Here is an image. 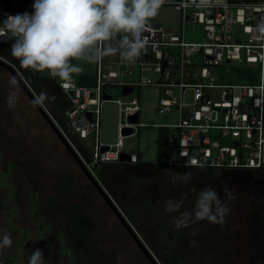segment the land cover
Instances as JSON below:
<instances>
[{"label": "rangeland", "instance_id": "rangeland-1", "mask_svg": "<svg viewBox=\"0 0 264 264\" xmlns=\"http://www.w3.org/2000/svg\"><path fill=\"white\" fill-rule=\"evenodd\" d=\"M148 23H160L173 33H179V10L172 4H163L158 14ZM181 34L186 42L203 40L198 25L186 23ZM235 34L240 35L238 29ZM118 56L105 58L116 59ZM76 64L83 70L72 74L75 78L95 74V63L80 60ZM13 68L23 75L22 69ZM132 70L131 74L124 76V80H137V67L132 66ZM261 72L264 80V65L262 71H259L257 63L236 60L215 68L217 82L229 84H256ZM40 73L42 76L45 74ZM23 78L28 85L24 75ZM11 79V74L0 67V233L7 232L12 237V246L0 250V264H28L29 256L35 249L43 250L47 264H90L67 240L66 219L71 204L77 205L79 214L87 224L86 230L95 249L96 264H149L17 82L10 85ZM28 88L35 97L42 93L35 94L30 86ZM10 91H14L17 97L15 106L11 108L7 103ZM104 91L109 93L110 100L102 101L99 105V141L111 146L117 142V123L124 118L118 114L115 99L126 101L134 97L138 99L137 122L140 125L133 134L121 139L120 150L125 154H135L138 163H166L168 152L174 153L175 149L173 146H165L162 141L168 134V125L176 123L178 119L174 109L158 111V97L162 87L133 86L131 92L121 95L119 87L107 85ZM208 91H211L212 99H215L216 89ZM172 92L176 94L177 87H173ZM190 96L191 91L185 89L183 100L189 101ZM243 103L252 106L255 99L244 98ZM40 105L56 124L50 98L47 96ZM56 126L75 151L74 145L77 142L66 125L65 130ZM94 136L95 132L91 131L82 139V142L90 143L88 149H91ZM216 141L220 145L231 143L228 136H220ZM210 151L214 153L216 148L211 147ZM219 172L206 175L193 172L191 175L193 187L200 185L198 190L201 191L214 188L220 200L230 209L223 225L200 221V231L206 234L208 240H212L214 251L222 255L221 264H264V233L257 236L251 226L252 215L264 207V191L259 190L261 182L258 180L248 184L244 183L247 179L239 181L236 176L229 178ZM93 175L97 178L95 172ZM175 179L183 180V176H167L162 171L133 174L126 168L119 175L109 173V182L117 190L119 202L127 206H134L139 197L143 196V190L150 186H154L151 188L153 192L164 195L172 193ZM193 187L191 185L188 188L191 190ZM225 188L236 197L235 200L226 198ZM110 198L119 208L115 200ZM196 199L189 200L185 211L194 218L192 207ZM157 202L160 203L159 199ZM131 226L152 253L149 243L143 240L133 224ZM148 226L149 222L141 225L146 234Z\"/></svg>", "mask_w": 264, "mask_h": 264}, {"label": "built area", "instance_id": "built-area-1", "mask_svg": "<svg viewBox=\"0 0 264 264\" xmlns=\"http://www.w3.org/2000/svg\"><path fill=\"white\" fill-rule=\"evenodd\" d=\"M33 4L34 0H0V24L9 15L32 14ZM163 4H172L179 10L180 32L173 33L160 23H148L142 34L145 48L136 62H121L119 56L116 59L104 58L95 63V76L90 84H81L74 76L70 80H61L47 71L42 76L40 72L25 67L22 69L30 78L51 77L56 81L61 97L67 103L62 119L76 142L90 156L91 161L84 162L75 150L89 170L94 163L137 162L135 154H127V161L119 160L121 139L133 134L140 125L137 122V98L126 101L115 99L118 114L124 118L117 123V142L111 146L98 139L99 105L110 100L109 93L104 91L107 85L119 87L120 93L123 86H129L131 90L133 86L142 85L162 87L158 111L174 109L178 119L168 125V134L162 141L165 146L175 149L174 153L168 152L166 164L237 173L264 169L263 156L259 155L264 147L262 72L256 84L217 82L215 73L216 67L232 60L257 63L259 71H262L264 32L258 30V25L264 22V0H164ZM186 23L200 27L202 41L183 40L181 30ZM236 29L240 35L235 34ZM9 39L14 40L10 33L0 35V44ZM0 59L8 63L1 56ZM132 66H136L138 71L135 82L123 79L133 72ZM15 71L23 81V75ZM173 87L178 89L176 94L172 92ZM185 89L191 91L187 102L183 100ZM214 89L216 95L212 99L208 90ZM103 95L109 96L108 99H104ZM244 98H254L255 103L248 106L243 103ZM86 112L90 114L89 119ZM133 114H136V120L130 121L128 117ZM123 128H129V133L122 134ZM91 131L95 132V136L91 149H88L90 143H84L82 139ZM210 136L215 140H211ZM220 136H228L230 145H220L216 141ZM102 146L106 149L101 150ZM211 147L216 148L214 153H211Z\"/></svg>", "mask_w": 264, "mask_h": 264}, {"label": "clouds", "instance_id": "clouds-1", "mask_svg": "<svg viewBox=\"0 0 264 264\" xmlns=\"http://www.w3.org/2000/svg\"><path fill=\"white\" fill-rule=\"evenodd\" d=\"M163 3L164 0H34L32 14L7 16L0 24V35L10 33L14 38L10 53L22 67L70 80L72 74L83 70L73 61L98 63L119 54L121 62L135 63L145 48L142 34ZM258 30L264 32V22L258 25ZM9 83L15 85L16 80L13 78ZM16 99V93L10 91L7 99L10 108L15 106ZM46 99L47 95L41 93L33 103L40 105ZM191 178V173L183 176L185 181ZM224 191L227 199H236L226 188ZM181 204L169 200L165 211H178ZM229 212L214 188L199 193L194 207L196 221L223 225ZM190 215L184 212L173 221L174 227H189ZM11 246V234L0 233V250ZM28 264H47L43 250H33Z\"/></svg>", "mask_w": 264, "mask_h": 264}, {"label": "trees", "instance_id": "trees-1", "mask_svg": "<svg viewBox=\"0 0 264 264\" xmlns=\"http://www.w3.org/2000/svg\"><path fill=\"white\" fill-rule=\"evenodd\" d=\"M13 42V39H9L5 44H0V56L3 57L12 67L21 70L22 66L20 62L12 57L10 53V46ZM23 75L27 79L30 89H32L35 94H40L41 92L45 93L41 87L40 78H30L26 75L24 70ZM94 76L95 74L93 76L83 75L76 79L81 84H90L94 80ZM51 104L55 111L54 118L56 124L60 129L65 130L66 124L62 119V114L67 107L66 100L61 97L56 101L51 100ZM74 147L84 162L88 163L91 161L90 156L82 146L75 143ZM83 156L86 160H84ZM112 166H114L113 169L111 168ZM124 168L130 169L133 174H137L138 172L143 173L145 171H162L163 174L167 176H184L186 173H191L192 175L193 172L206 175L215 174L220 171L219 173L226 177L228 176L229 178L236 176L239 181H245L247 179L244 183L248 184L260 180L261 183L259 190L264 191V169L255 170L254 172L237 173L233 171L217 170L214 168L191 169L189 167H174L166 163L144 164L136 162L132 164H97L93 168V171L97 176L96 179L102 183L101 185H103L104 189H106L110 196L119 205V209L122 211L125 218L138 229L143 240L149 243L152 253L159 259L161 264H215V261L216 264H221L220 258H222V255L217 254L219 252L216 253L214 251L215 245L212 240H208L206 234L200 231V221H196L194 217L190 216L187 221L189 227L180 229L174 227L173 221L177 220L181 214L187 210L190 199H196L198 197L199 192L201 191L200 189L199 191L198 188L201 186L198 185L193 187L190 179L187 181L184 179H175L174 190L172 193L164 195L161 192H153L151 191V188L154 186H150L149 189L147 188L143 190V193H141L143 196L139 197V201L135 202L134 206H127L119 202V198H117V190L109 182L110 172L119 175L123 172ZM194 176H197V174ZM191 185L193 188L190 190L188 187ZM193 189H195L194 192L192 191ZM182 197L184 199L181 204ZM158 199L160 203L157 202ZM169 200H171L173 204H181L178 211L171 213L165 211L166 204ZM194 207L195 206L192 207L193 210ZM148 222L150 226H148L147 235L146 231L142 230L141 225ZM66 225L68 231L67 240L70 242L73 249L85 257L90 264H96L95 249L92 245L93 241L89 237L88 230H86L87 224L79 214L76 204H71L69 207ZM251 226L254 229V234L257 236H261L264 233V207H260V209L252 215ZM148 239H150V242H148Z\"/></svg>", "mask_w": 264, "mask_h": 264}, {"label": "water", "instance_id": "water-1", "mask_svg": "<svg viewBox=\"0 0 264 264\" xmlns=\"http://www.w3.org/2000/svg\"><path fill=\"white\" fill-rule=\"evenodd\" d=\"M0 20H2V17H0ZM77 61H73V63H76ZM226 63L228 60L225 61ZM0 67L7 70L11 76L16 80L17 84L20 86L24 94L27 96V98L30 100V102L34 105V107L38 110L42 118L45 120V122L48 124L50 129L53 131V133L56 135V137L60 140L64 148L67 150V152L70 154L72 159L75 161V163L78 165L80 170L83 172V174L86 176L90 184L95 188L97 193L100 195L102 200L105 202V204L109 207L111 212L114 214V216L117 218L118 222L121 224V226L124 228L126 233L129 235V237L133 240V242L136 244V246L139 248L143 256L146 258L147 262L149 264H159V262L155 259L154 255L149 251V249L145 246V244L142 242V240L139 238L131 224L127 221L121 210L114 204V202L111 200L109 194L107 191L102 187V185L99 183V181L96 179V177L93 175V168L97 164H93L92 168L89 170L85 167L83 162L79 159L76 152L71 147V144L67 141V139L62 135L56 124L53 122L51 118L46 114L45 110L42 108L41 105H36L33 103L34 98H36L33 93L29 90V88L22 82V80L19 78L17 72L13 69L11 65L0 59ZM40 84L44 92L47 94V96L52 100L56 101L58 100L62 92L59 89L56 81L51 77H41L40 78ZM131 91V87L129 86H123L121 87V94L124 95L126 93H129ZM109 96L103 95L104 99H108ZM86 117L89 119L90 114L88 112L85 113ZM130 121L136 120V114H133L128 117ZM129 128H123L122 134H128ZM106 149L105 146L101 147V150ZM120 161H127L128 157L125 153H120L119 157Z\"/></svg>", "mask_w": 264, "mask_h": 264}, {"label": "flooded vegetation", "instance_id": "flooded-vegetation-1", "mask_svg": "<svg viewBox=\"0 0 264 264\" xmlns=\"http://www.w3.org/2000/svg\"><path fill=\"white\" fill-rule=\"evenodd\" d=\"M142 254V253H141ZM143 255V254H142ZM144 257V256H143ZM145 258V257H144ZM145 260H146V258H145Z\"/></svg>", "mask_w": 264, "mask_h": 264}]
</instances>
